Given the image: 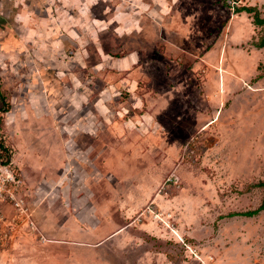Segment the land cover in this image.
<instances>
[{"label":"rangeland","instance_id":"374dc122","mask_svg":"<svg viewBox=\"0 0 264 264\" xmlns=\"http://www.w3.org/2000/svg\"><path fill=\"white\" fill-rule=\"evenodd\" d=\"M48 1L38 19L52 28L40 43L58 44L43 51L54 133L34 139L72 144L51 182L70 190L73 219L60 226L66 194L47 183L24 191L58 217L13 227L8 264H264V211L232 216L264 195V26L235 11L264 18V0ZM2 84L11 109L23 84Z\"/></svg>","mask_w":264,"mask_h":264},{"label":"crops","instance_id":"0c3cea01","mask_svg":"<svg viewBox=\"0 0 264 264\" xmlns=\"http://www.w3.org/2000/svg\"><path fill=\"white\" fill-rule=\"evenodd\" d=\"M48 3V0H0V69L2 70L0 85H3L2 83L6 78L7 80L10 79L11 82L14 81L16 85L20 82L23 84L19 87L20 89H14L15 98L18 100L13 102L10 111L4 114V131H2V135L7 145L12 148L13 162L18 173L25 181L23 194L26 191L27 195L35 196L34 191L36 188L32 187L42 183V181L50 187V190L46 189V194H66L63 201L67 199L68 203H65V201L59 207V210L63 213L61 218L63 222L60 223V226L65 227L66 223L73 219L70 215V206H67L71 200L70 190L65 193L66 187L56 186L55 181L51 182V179L54 178L53 174L56 172L59 173L60 179H63L64 174L66 176L63 166L64 148L70 147L72 144L68 140L59 138L46 140L39 137L34 139L35 129L42 130L43 135L45 134L43 130L54 133V111L48 101L49 94L55 93L56 88V85L52 84L54 69L50 70L47 67L43 59L47 58L48 54L45 56L43 51L46 49L45 51L50 54V52H53L54 46L57 47L58 44L54 39L50 42V46L46 41L47 39L42 43L44 46L39 41L43 39V34H45L43 32H46V38L52 32V28L49 32L48 30L44 31L46 23L42 22L40 25L38 19V17L48 15L45 8ZM10 44H13L11 49L8 48ZM137 62H139L138 58L133 55L123 57L118 67L120 69H130ZM36 65L42 66V70L48 72H44V76H40V74L36 76L37 73H41L40 70L37 72ZM30 75L31 77L28 78ZM51 78L52 82H49ZM1 90L3 93V87H1ZM19 99H22L21 103ZM31 133L32 139L28 137L31 136ZM59 153L63 155L61 156ZM45 160L46 164L47 162L49 164L46 165ZM28 187H31V189ZM35 193L38 194V197L42 195V190L35 191ZM26 202L30 207L33 221L41 228L47 230L45 228L47 226L46 220L54 221L55 218L57 219L58 216L54 214V206L51 204L49 207L46 206L40 209V207H37L40 201H36V197L28 198ZM73 206L74 209L81 211L84 208V203L76 198L73 201ZM80 214L79 220L85 221L86 216L83 215L82 217ZM41 242L49 243L48 240ZM16 247L18 245L3 251V254L0 253V264H8L7 251L14 252Z\"/></svg>","mask_w":264,"mask_h":264},{"label":"built area","instance_id":"2783aa9c","mask_svg":"<svg viewBox=\"0 0 264 264\" xmlns=\"http://www.w3.org/2000/svg\"><path fill=\"white\" fill-rule=\"evenodd\" d=\"M24 186L25 181L15 167L13 155L9 156L7 162L0 158V247L9 239L13 227L19 224L27 223L32 231H36L23 194Z\"/></svg>","mask_w":264,"mask_h":264},{"label":"trees","instance_id":"16d2710c","mask_svg":"<svg viewBox=\"0 0 264 264\" xmlns=\"http://www.w3.org/2000/svg\"><path fill=\"white\" fill-rule=\"evenodd\" d=\"M235 11H236V13L246 12L248 14H252L254 24L256 26H261V27L264 26V18L261 16L260 11L257 7H255V6H242L240 8H236ZM255 46L257 48H260V49L264 48V35L260 39V41L255 44ZM4 97L5 96L2 93L1 85H0V99L2 100L3 103H5ZM0 111L2 113H7L9 111V108L5 107V108L0 109ZM0 132H1V128H0ZM3 139H4V137H2V140ZM2 140L0 141V158L2 160H4L5 162H7L9 160V156L12 155V151H11V147L7 145L6 141L4 140V142H3ZM255 187L264 189V182H259L258 184L255 185ZM263 211H264V195H263L262 202L258 208L253 209V210H249L247 212L237 213V214H234L232 216L254 217V216L259 215Z\"/></svg>","mask_w":264,"mask_h":264}]
</instances>
